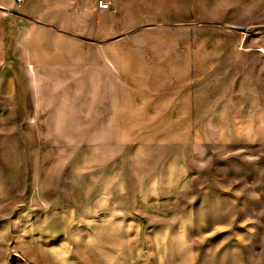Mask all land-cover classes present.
Returning <instances> with one entry per match:
<instances>
[{
  "label": "rangeland",
  "instance_id": "1",
  "mask_svg": "<svg viewBox=\"0 0 264 264\" xmlns=\"http://www.w3.org/2000/svg\"><path fill=\"white\" fill-rule=\"evenodd\" d=\"M47 1L0 0V264H264V0Z\"/></svg>",
  "mask_w": 264,
  "mask_h": 264
},
{
  "label": "crops",
  "instance_id": "2",
  "mask_svg": "<svg viewBox=\"0 0 264 264\" xmlns=\"http://www.w3.org/2000/svg\"><path fill=\"white\" fill-rule=\"evenodd\" d=\"M31 1H34L35 2V0H31ZM51 1H53V0H48L47 1V3H46L47 8L46 9L43 8L44 5L42 6V3H41L40 5L37 4L39 6V8H36V6L34 5L27 12L29 13V15H33V17H37V18H39L37 15L40 12L43 15V19H45V17L47 19V13L49 14L50 12H55V10H49L48 11V9L50 8V5L52 3ZM81 28H85V27L81 26Z\"/></svg>",
  "mask_w": 264,
  "mask_h": 264
},
{
  "label": "built area",
  "instance_id": "3",
  "mask_svg": "<svg viewBox=\"0 0 264 264\" xmlns=\"http://www.w3.org/2000/svg\"><path fill=\"white\" fill-rule=\"evenodd\" d=\"M18 4H22L25 0H16ZM111 6V3L105 0H100L99 7L102 9H109Z\"/></svg>",
  "mask_w": 264,
  "mask_h": 264
},
{
  "label": "bare ground",
  "instance_id": "4",
  "mask_svg": "<svg viewBox=\"0 0 264 264\" xmlns=\"http://www.w3.org/2000/svg\"><path fill=\"white\" fill-rule=\"evenodd\" d=\"M29 2V1H28Z\"/></svg>",
  "mask_w": 264,
  "mask_h": 264
}]
</instances>
